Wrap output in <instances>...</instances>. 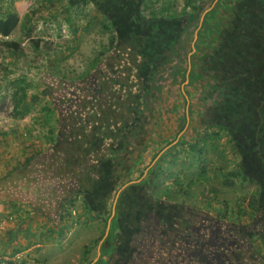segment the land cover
<instances>
[{"label": "rangeland", "instance_id": "rangeland-1", "mask_svg": "<svg viewBox=\"0 0 264 264\" xmlns=\"http://www.w3.org/2000/svg\"><path fill=\"white\" fill-rule=\"evenodd\" d=\"M224 6L237 4L233 0H147L146 13L166 16L195 11V17L186 23L161 67L154 112H148L143 132L130 141L116 165L102 210L105 214L97 217L76 197L65 209L66 215H72L69 222L60 224L62 211L49 205L38 211L43 214L20 223L19 217H28L31 207L0 202V262L118 264L125 244L136 240V234L130 238L133 228L118 211L122 213L134 199L140 201L148 193L187 199L213 216L225 215L229 222L253 220L256 209L247 205L259 199V185L235 175L241 157L229 132L214 121L212 99L218 98L225 81L240 78L238 68L248 73L253 67L264 92V66L244 68L237 63L242 59H236V70L230 61H218L227 56L218 47L228 36L222 25L229 24L233 11L222 22ZM213 8L218 11L208 15ZM6 11H16L21 22L11 35L0 36V178L33 150L46 151L52 143L57 119L54 111H48L54 108L50 96L42 92L46 74L51 72L60 80L78 79L102 59L115 35L111 23L91 2L72 7L68 0H0V17ZM219 26L222 33L214 37ZM33 37L51 38L55 45L49 53L37 51L30 41ZM22 98L24 106L17 107ZM186 125L190 126L187 131ZM13 189L10 186L7 191ZM240 207L244 212L239 213ZM17 228L20 231L11 238L10 229ZM90 246L94 247L88 258L93 259L88 262L83 255ZM256 247L264 253L258 239Z\"/></svg>", "mask_w": 264, "mask_h": 264}, {"label": "trees", "instance_id": "trees-1", "mask_svg": "<svg viewBox=\"0 0 264 264\" xmlns=\"http://www.w3.org/2000/svg\"><path fill=\"white\" fill-rule=\"evenodd\" d=\"M233 1L237 6L221 8L222 22L233 11L229 24L222 25L228 36L218 47L227 56L218 61H230V67L242 74L238 80L228 77L232 80L217 91L212 117L229 132L240 154L235 175L259 185V199L247 205L254 206L255 217L245 224L229 222L225 215L213 216L187 199L148 193L140 201L134 199L122 213L118 208L121 220L134 229L130 238L136 234L135 241L125 244L118 264H264V253L254 245L257 239L264 245V92L261 78L252 74L253 67L243 73L234 65L236 59H242L237 63L244 68L264 66V0L253 4ZM88 2L111 23L115 35L102 59L78 79L60 80L51 72L46 74L42 92L50 96L54 108L48 111H54L57 119L52 143L46 151L33 150L0 178V202L11 207L27 204L32 209L28 217H19L20 223L43 214L38 211L49 205L62 211L60 224L69 222L72 215H66L65 209L76 197L83 199L87 211L103 217L116 165L130 141L143 132L148 112H154L155 88L165 58L180 41L186 23L195 17V11L166 16L146 13L147 0H68V5ZM215 11L218 8L208 15ZM20 22L16 11H6L0 17V36L11 35ZM221 30L219 26L214 37ZM30 41L35 50L44 53L55 45L45 37ZM181 94L184 97V91ZM22 101L24 98L16 106H24ZM10 186L14 189L7 191ZM17 231L10 229V237ZM93 247L85 249L84 260L93 259L88 258Z\"/></svg>", "mask_w": 264, "mask_h": 264}, {"label": "crops", "instance_id": "crops-1", "mask_svg": "<svg viewBox=\"0 0 264 264\" xmlns=\"http://www.w3.org/2000/svg\"><path fill=\"white\" fill-rule=\"evenodd\" d=\"M183 91H184V90H182V92H183ZM184 93H185V91H184ZM185 94H186V93H185ZM185 94H184V95H185ZM188 117H190V114L188 115ZM189 127H190V126H187V125H186L185 130L187 131V129H188ZM182 133H185V132H182ZM182 133H181V134H182ZM191 145H194V146H195L194 143H190V146H191ZM192 147H193V146H192Z\"/></svg>", "mask_w": 264, "mask_h": 264}, {"label": "flooded vegetation", "instance_id": "flooded-vegetation-1", "mask_svg": "<svg viewBox=\"0 0 264 264\" xmlns=\"http://www.w3.org/2000/svg\"><path fill=\"white\" fill-rule=\"evenodd\" d=\"M200 29V28H199ZM260 241L262 242V240L260 239ZM263 244V243H262ZM254 245H256V243L254 242ZM255 249H257V247L255 248ZM258 251V250H257ZM259 252V251H258ZM260 253V252H259ZM261 255L263 254V253H260ZM264 255V254H263Z\"/></svg>", "mask_w": 264, "mask_h": 264}, {"label": "built area", "instance_id": "built-area-1", "mask_svg": "<svg viewBox=\"0 0 264 264\" xmlns=\"http://www.w3.org/2000/svg\"><path fill=\"white\" fill-rule=\"evenodd\" d=\"M0 264H3V262L1 261Z\"/></svg>", "mask_w": 264, "mask_h": 264}]
</instances>
